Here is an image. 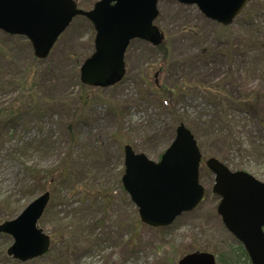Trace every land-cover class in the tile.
I'll return each instance as SVG.
<instances>
[{
	"label": "rangeland",
	"instance_id": "obj_1",
	"mask_svg": "<svg viewBox=\"0 0 264 264\" xmlns=\"http://www.w3.org/2000/svg\"><path fill=\"white\" fill-rule=\"evenodd\" d=\"M76 1L86 10L96 0ZM157 9L166 52L132 39L125 74L106 87L79 79L94 49L84 16L46 59L25 36L0 30V224L47 191L37 226L50 239L45 253L21 261L0 231V264H177L195 250L220 256L218 264L230 258L237 241L216 211L204 162L214 157L264 181V0H248L228 26L195 4L159 0ZM179 123L201 153L204 197L170 225L151 227L122 186L123 147L158 161Z\"/></svg>",
	"mask_w": 264,
	"mask_h": 264
},
{
	"label": "water",
	"instance_id": "obj_2",
	"mask_svg": "<svg viewBox=\"0 0 264 264\" xmlns=\"http://www.w3.org/2000/svg\"><path fill=\"white\" fill-rule=\"evenodd\" d=\"M159 0H96L90 9L75 0H0V30L25 36L37 59L48 57L58 37L76 16L95 30L94 49L79 67L82 84L106 87L125 74L124 55L130 41L141 38L154 46L164 34L154 24ZM195 4L207 18L227 26L248 0H177ZM123 188L137 207L139 219L151 227L170 225L194 209L204 196L199 182L201 153L191 131L179 123L158 161L125 144ZM205 165L214 174L212 191L220 196L216 211L225 228L242 244L251 264H264V181L243 170H230L217 158ZM49 193L43 192L14 219L0 224L13 238L7 253L21 261L45 253L50 239L38 226ZM177 264H217L214 253L188 252Z\"/></svg>",
	"mask_w": 264,
	"mask_h": 264
},
{
	"label": "trees",
	"instance_id": "obj_3",
	"mask_svg": "<svg viewBox=\"0 0 264 264\" xmlns=\"http://www.w3.org/2000/svg\"><path fill=\"white\" fill-rule=\"evenodd\" d=\"M158 48L161 49V51H163V52L165 51L166 52V48L164 46V42H162L158 46ZM44 173L49 178L52 179V176H53L52 172L44 171ZM235 240L237 241L236 242V246L234 247V249L232 251H230V255H229L230 258L227 261H223V264H251V262L249 260V257L247 255L246 251L244 250L242 244L237 239H235ZM234 258H236V259H234ZM216 259H217V264L219 262L222 263V259H221L220 256H217Z\"/></svg>",
	"mask_w": 264,
	"mask_h": 264
}]
</instances>
